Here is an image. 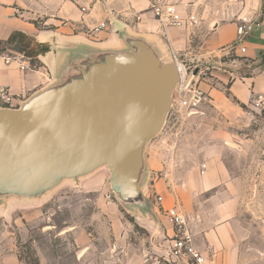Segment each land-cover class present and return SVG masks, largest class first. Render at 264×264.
I'll return each instance as SVG.
<instances>
[{
	"label": "crops",
	"instance_id": "0c3cea01",
	"mask_svg": "<svg viewBox=\"0 0 264 264\" xmlns=\"http://www.w3.org/2000/svg\"><path fill=\"white\" fill-rule=\"evenodd\" d=\"M151 1L0 0V39L21 31L49 45L38 56L39 68L19 55L0 54V89L8 90L17 107L77 75V66L89 59L132 51V38L148 43L162 61L197 69L194 80L204 92L197 112L210 110L218 121L212 137L201 149L197 142L180 152L166 140L161 145L150 141L143 150L140 198L133 203L107 200L103 178L82 183L84 191L98 192L100 210L92 217L93 228L73 232L75 257L78 264H148L146 256L162 255L169 245L173 223L166 210L175 206L211 264H264V251L251 244L250 227L238 215V178L215 149L238 139L236 129L245 128L249 113L264 106V0H218L210 18L193 29L163 27L149 9ZM243 16L256 25L242 53L226 47ZM100 23L104 27L96 29ZM12 210L5 215L0 210V217L6 219ZM0 264H23L2 232Z\"/></svg>",
	"mask_w": 264,
	"mask_h": 264
},
{
	"label": "water",
	"instance_id": "95a60500",
	"mask_svg": "<svg viewBox=\"0 0 264 264\" xmlns=\"http://www.w3.org/2000/svg\"><path fill=\"white\" fill-rule=\"evenodd\" d=\"M130 46L89 59L17 107H0V197H35L106 167L119 200L140 198L143 150L164 126L179 72L144 40Z\"/></svg>",
	"mask_w": 264,
	"mask_h": 264
},
{
	"label": "rangeland",
	"instance_id": "374dc122",
	"mask_svg": "<svg viewBox=\"0 0 264 264\" xmlns=\"http://www.w3.org/2000/svg\"><path fill=\"white\" fill-rule=\"evenodd\" d=\"M174 1L185 13L192 12L197 17V24L193 28L210 18L208 15L219 2ZM5 55H19L28 59L13 50H6ZM231 58L238 59L235 55H231ZM201 106L197 109L201 110ZM217 123L215 114L210 110L201 113L181 109L174 120L166 117L162 130L151 142L161 145L166 140L167 145L175 151L178 149V152L188 147V144L198 142L197 146L201 149L206 146L205 139L212 137ZM236 130L238 139L229 145L218 144L215 149L222 154L231 173L238 178V215L250 227V242L257 250L264 251V106L261 110L250 112L247 126ZM108 175L107 168L101 167L78 179H64L54 188L35 197H0L2 215L12 210L11 205L15 206L12 212L7 213L6 219L0 217V232L6 233L11 239L23 264H78L73 232L79 228H93L96 220L92 217L100 210L98 192L84 191L81 185L92 179L103 178L109 188L104 197L117 201V196L110 189ZM108 194L111 195L109 198ZM135 230L139 235L144 232L137 226Z\"/></svg>",
	"mask_w": 264,
	"mask_h": 264
},
{
	"label": "built area",
	"instance_id": "2783aa9c",
	"mask_svg": "<svg viewBox=\"0 0 264 264\" xmlns=\"http://www.w3.org/2000/svg\"><path fill=\"white\" fill-rule=\"evenodd\" d=\"M149 9L153 16L160 22L163 27H183L191 29L197 24V17L194 13H181L179 5L174 0H152ZM105 23H100L96 29L104 27ZM256 22L243 16L238 17L236 25V35L234 40L226 48L231 50L239 48L243 53L245 47L243 42L250 35ZM177 55L173 54V60L177 61ZM21 68L25 67L22 62ZM179 72V81L175 88V95L172 96V105L168 113V118L175 119L181 109L189 112L197 110L204 99V92L197 86L194 80L195 74L193 69H188L185 65H177ZM14 97L8 90L0 89V106L14 107ZM204 167V165H202ZM111 195H107L109 198ZM156 201L161 202L162 197L156 196ZM167 215L173 223V235L169 238V245L162 255L146 256L148 264H211L209 256L202 250L198 249L194 242L192 233L186 227L183 215L172 207L166 210Z\"/></svg>",
	"mask_w": 264,
	"mask_h": 264
},
{
	"label": "trees",
	"instance_id": "16d2710c",
	"mask_svg": "<svg viewBox=\"0 0 264 264\" xmlns=\"http://www.w3.org/2000/svg\"><path fill=\"white\" fill-rule=\"evenodd\" d=\"M6 50L22 53L28 58L32 68H39L42 63L39 61L38 56L48 51L49 45L36 41L24 32L13 31L6 39H0V54H5Z\"/></svg>",
	"mask_w": 264,
	"mask_h": 264
}]
</instances>
